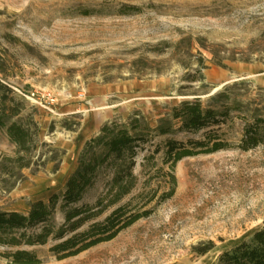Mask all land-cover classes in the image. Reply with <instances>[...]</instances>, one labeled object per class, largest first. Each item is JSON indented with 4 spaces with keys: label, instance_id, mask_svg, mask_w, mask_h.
<instances>
[{
    "label": "rangeland",
    "instance_id": "rangeland-1",
    "mask_svg": "<svg viewBox=\"0 0 264 264\" xmlns=\"http://www.w3.org/2000/svg\"><path fill=\"white\" fill-rule=\"evenodd\" d=\"M0 78L39 128L28 153L0 128L1 210L25 212L62 189L106 122L140 111L154 127L173 105H206L217 94L218 104L239 106L222 126L225 149L170 169L164 141L192 136L173 131L137 151L125 199L147 214L113 239L65 258L53 240L0 244V264H14L8 253L17 249L34 251L36 264H215L264 224V133L256 147H239L245 122L264 116V0H0ZM105 178L81 202L92 203ZM62 220L57 210L56 225Z\"/></svg>",
    "mask_w": 264,
    "mask_h": 264
},
{
    "label": "trees",
    "instance_id": "trees-1",
    "mask_svg": "<svg viewBox=\"0 0 264 264\" xmlns=\"http://www.w3.org/2000/svg\"><path fill=\"white\" fill-rule=\"evenodd\" d=\"M219 96H214L206 105L199 99L183 100L160 117L154 127L140 111H134L125 122L112 120L102 124L98 134L85 141L76 167L62 189L47 199L29 202L25 212L0 209V244L39 245L53 240L51 250L58 258H65L113 239L122 229L147 214V210L125 197L136 184L133 170L137 151L151 137L173 131L192 135L164 141L162 163H169L170 169L184 157L229 147L222 126L239 106L237 100L230 98L218 104ZM0 128L18 150L25 153L34 147L39 129L25 100L17 97L1 78ZM263 133L264 116H254L243 126L239 147L243 150L256 147L263 142ZM158 151V148L154 149V152ZM101 175L106 176L102 191L92 203L81 202ZM108 207L110 211L99 219ZM57 210L63 214L58 225L54 221ZM8 256L14 264L39 262L34 251L17 249ZM215 264H264V224L233 240L220 251Z\"/></svg>",
    "mask_w": 264,
    "mask_h": 264
},
{
    "label": "built area",
    "instance_id": "built-area-1",
    "mask_svg": "<svg viewBox=\"0 0 264 264\" xmlns=\"http://www.w3.org/2000/svg\"><path fill=\"white\" fill-rule=\"evenodd\" d=\"M23 97H25L27 100H33V99H31L29 96H27V95H25V94H22V93H20Z\"/></svg>",
    "mask_w": 264,
    "mask_h": 264
}]
</instances>
